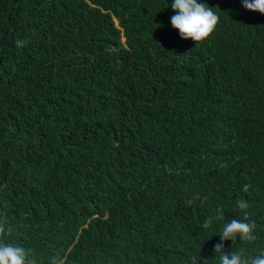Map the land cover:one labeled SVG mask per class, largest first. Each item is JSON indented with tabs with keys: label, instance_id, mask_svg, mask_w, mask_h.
<instances>
[{
	"label": "trees",
	"instance_id": "16d2710c",
	"mask_svg": "<svg viewBox=\"0 0 264 264\" xmlns=\"http://www.w3.org/2000/svg\"><path fill=\"white\" fill-rule=\"evenodd\" d=\"M202 2L195 42L171 0H0V239L33 264H218L234 218L224 252H264V14Z\"/></svg>",
	"mask_w": 264,
	"mask_h": 264
},
{
	"label": "clouds",
	"instance_id": "9594fccd",
	"mask_svg": "<svg viewBox=\"0 0 264 264\" xmlns=\"http://www.w3.org/2000/svg\"><path fill=\"white\" fill-rule=\"evenodd\" d=\"M242 6L251 11L264 14V0H241ZM171 9L175 13L171 17V25L179 30L182 39H192L200 42L206 39L216 28L219 16L208 3L202 0H171ZM23 41H17L22 45ZM241 209H247L248 204L244 200L238 201ZM246 217V216H245ZM211 220L204 225L208 228ZM255 225L245 219H231L223 224L220 234V243L214 246L216 253H221L218 264H264V252L245 256L241 251L224 252L226 241L255 240ZM30 251L18 243H10L6 239H0V264H33L29 258Z\"/></svg>",
	"mask_w": 264,
	"mask_h": 264
}]
</instances>
